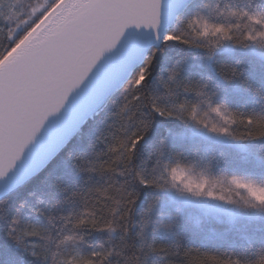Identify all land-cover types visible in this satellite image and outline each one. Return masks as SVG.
<instances>
[{
  "label": "snow or ice",
  "instance_id": "obj_1",
  "mask_svg": "<svg viewBox=\"0 0 264 264\" xmlns=\"http://www.w3.org/2000/svg\"><path fill=\"white\" fill-rule=\"evenodd\" d=\"M0 264H264V0H0Z\"/></svg>",
  "mask_w": 264,
  "mask_h": 264
},
{
  "label": "trees",
  "instance_id": "obj_2",
  "mask_svg": "<svg viewBox=\"0 0 264 264\" xmlns=\"http://www.w3.org/2000/svg\"><path fill=\"white\" fill-rule=\"evenodd\" d=\"M40 2H42V0H40ZM102 115L96 120H90L86 125H84L81 133L75 136L67 144V146L47 165V167L43 171L35 176L28 185L21 189L19 191V195H23L29 190L40 189L48 182H50L55 175L61 174L66 169H71V161L68 158V154L72 153L73 155H75L86 147L89 137L99 126V120L102 119ZM13 198L17 197L14 195ZM190 226L194 233H199L201 232V229H203V231L208 234H211L213 232L216 234H225L224 241L211 242L208 244L207 247L210 253L224 251L229 247L230 244H234L235 246H247L246 242L241 239L240 234L232 230L231 226L227 223L206 222L202 225H198L196 223V218L194 217L190 222ZM245 234L247 236H250L255 241L254 247H259L260 233L257 230V226L250 225ZM193 239H196V237H193ZM198 243L199 241L197 240V243L195 245L190 246H198Z\"/></svg>",
  "mask_w": 264,
  "mask_h": 264
},
{
  "label": "water",
  "instance_id": "obj_3",
  "mask_svg": "<svg viewBox=\"0 0 264 264\" xmlns=\"http://www.w3.org/2000/svg\"><path fill=\"white\" fill-rule=\"evenodd\" d=\"M50 125H51L52 129L54 130L55 127H56L55 123H54L53 121H50ZM45 131L47 132L48 129L46 128ZM74 137H75V136H74ZM74 137H72V139H73ZM72 139H71V140H72ZM71 140H70V141H71ZM70 141H69V142H70ZM40 144H41V138H38V139H37V144H36V146H34V147H39ZM60 152H61V151H60ZM60 152H59V153H60Z\"/></svg>",
  "mask_w": 264,
  "mask_h": 264
}]
</instances>
